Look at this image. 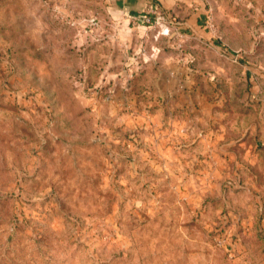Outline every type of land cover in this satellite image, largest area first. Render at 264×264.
Instances as JSON below:
<instances>
[{
    "label": "rangeland",
    "instance_id": "rangeland-1",
    "mask_svg": "<svg viewBox=\"0 0 264 264\" xmlns=\"http://www.w3.org/2000/svg\"><path fill=\"white\" fill-rule=\"evenodd\" d=\"M121 1L0 0V264H264V0Z\"/></svg>",
    "mask_w": 264,
    "mask_h": 264
},
{
    "label": "crops",
    "instance_id": "crops-1",
    "mask_svg": "<svg viewBox=\"0 0 264 264\" xmlns=\"http://www.w3.org/2000/svg\"><path fill=\"white\" fill-rule=\"evenodd\" d=\"M167 2L169 4L174 3V0H167ZM160 3H163V0H123L120 2V4L122 5L123 9L125 10H129V12L133 13V14H138L140 16L143 17H147V11L148 8L155 10V9H159L160 10ZM163 5V4H162ZM161 5V7H162ZM157 10H155L156 12ZM151 16V15H150ZM143 23L144 24H148V22L146 21L148 19V17L146 18Z\"/></svg>",
    "mask_w": 264,
    "mask_h": 264
},
{
    "label": "built area",
    "instance_id": "built-area-1",
    "mask_svg": "<svg viewBox=\"0 0 264 264\" xmlns=\"http://www.w3.org/2000/svg\"><path fill=\"white\" fill-rule=\"evenodd\" d=\"M147 21H150V19H147Z\"/></svg>",
    "mask_w": 264,
    "mask_h": 264
}]
</instances>
